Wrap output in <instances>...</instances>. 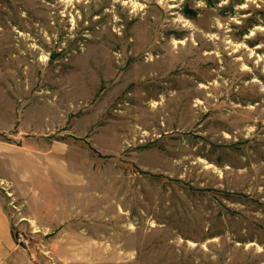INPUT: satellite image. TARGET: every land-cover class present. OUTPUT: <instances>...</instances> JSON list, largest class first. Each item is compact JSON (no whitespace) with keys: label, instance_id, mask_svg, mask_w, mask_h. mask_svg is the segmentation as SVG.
I'll return each mask as SVG.
<instances>
[{"label":"rangeland","instance_id":"rangeland-1","mask_svg":"<svg viewBox=\"0 0 264 264\" xmlns=\"http://www.w3.org/2000/svg\"><path fill=\"white\" fill-rule=\"evenodd\" d=\"M0 264H264V0H0Z\"/></svg>","mask_w":264,"mask_h":264}]
</instances>
